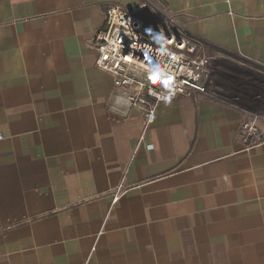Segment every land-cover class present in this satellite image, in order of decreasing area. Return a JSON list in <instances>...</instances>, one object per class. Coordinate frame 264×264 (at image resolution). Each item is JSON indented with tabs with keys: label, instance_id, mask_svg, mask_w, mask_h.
<instances>
[{
	"label": "crops",
	"instance_id": "0c3cea01",
	"mask_svg": "<svg viewBox=\"0 0 264 264\" xmlns=\"http://www.w3.org/2000/svg\"><path fill=\"white\" fill-rule=\"evenodd\" d=\"M159 1L220 63L141 141L93 41L142 1L0 0V264H264V0Z\"/></svg>",
	"mask_w": 264,
	"mask_h": 264
},
{
	"label": "built area",
	"instance_id": "2783aa9c",
	"mask_svg": "<svg viewBox=\"0 0 264 264\" xmlns=\"http://www.w3.org/2000/svg\"><path fill=\"white\" fill-rule=\"evenodd\" d=\"M144 1L133 10L108 5L104 25L93 41L95 66L112 77L115 104L143 114L141 141L162 103L208 95L207 66L216 58L201 41L187 36L186 26L164 3ZM263 138L264 131L254 122L239 130L238 139L247 149ZM122 193L123 186L115 191L113 204Z\"/></svg>",
	"mask_w": 264,
	"mask_h": 264
},
{
	"label": "rangeland",
	"instance_id": "374dc122",
	"mask_svg": "<svg viewBox=\"0 0 264 264\" xmlns=\"http://www.w3.org/2000/svg\"><path fill=\"white\" fill-rule=\"evenodd\" d=\"M141 1H142V3L145 2L144 0H141ZM211 56H212V54H211ZM219 63H220V61H218V60L215 59V58H211V59H210V63H209L208 66H207V72H206V77H205V82H206L207 85H208L209 83H212L213 78H215L214 75H215V73H216V71H217V67H219ZM210 88H212V84L209 86V88H208V92L211 90ZM252 122H254L255 125H256L259 129H262V131H263V128H262V126L258 123V120H257V119H251V121H249L248 123H252Z\"/></svg>",
	"mask_w": 264,
	"mask_h": 264
}]
</instances>
